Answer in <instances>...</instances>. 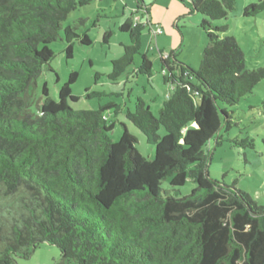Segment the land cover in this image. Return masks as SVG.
Instances as JSON below:
<instances>
[{
	"label": "trees",
	"instance_id": "obj_1",
	"mask_svg": "<svg viewBox=\"0 0 264 264\" xmlns=\"http://www.w3.org/2000/svg\"><path fill=\"white\" fill-rule=\"evenodd\" d=\"M235 1L190 0L189 13L223 20ZM89 3L0 0V193L18 196L22 210L0 214V264L29 258L40 243L59 249L54 264H264V205L235 182L213 180L207 166L210 141L220 146V131L231 128L227 106L252 92L264 79V67L245 68L235 39L218 35L227 26L202 20L208 43L199 68L176 54L161 55L171 93L157 116L139 97L133 112H126L153 146L154 157L147 159L126 125L119 141L110 138L114 122L104 112L115 104L71 109L76 72L56 100L43 86L37 115L29 109V87L54 55L48 43L58 39L73 10ZM139 9L147 12L142 4ZM263 10L259 0L242 14ZM143 27L130 20L119 27L131 43L112 60L108 78L121 76L139 52ZM63 32L68 58L74 39L89 45L86 35L67 26ZM137 70L152 76L145 54ZM233 142L253 146L246 138ZM186 179L194 187L179 195Z\"/></svg>",
	"mask_w": 264,
	"mask_h": 264
},
{
	"label": "rangeland",
	"instance_id": "obj_2",
	"mask_svg": "<svg viewBox=\"0 0 264 264\" xmlns=\"http://www.w3.org/2000/svg\"><path fill=\"white\" fill-rule=\"evenodd\" d=\"M258 1L236 0L226 19L216 21L197 12L189 13L190 0H90L88 5L76 8L66 17L58 39L48 43L54 55L29 87V109L37 115L43 86L47 87L48 95L56 100L69 74L76 72L70 93L77 100L68 101L71 109L93 110L115 104L118 108L113 106L104 112L114 122L110 138L114 142L119 141L124 124L137 139L136 149L147 159H152L153 146L147 144L146 136L125 115L128 110L133 112L139 97L148 104L151 114L157 116L166 96L171 93L170 85L163 81L160 56L173 53L182 63L199 68L203 49L208 43L200 25L202 20H208L212 26H227L218 35L220 38L229 35L235 39L243 53L245 68L264 67V10L253 17L242 14L245 7ZM141 4L147 9L146 13L142 9L137 10ZM127 20L133 25H144L140 49L124 73L112 80L108 78L113 68L112 60L120 59L123 46L131 43L129 34L119 29ZM146 20L151 26L145 24ZM66 26L78 36L86 35L90 40L89 45H83L77 38L71 41L70 58L65 49L63 28ZM156 28L160 29V33L153 34L151 30ZM107 32L109 35H106ZM143 54L151 63V77L137 70ZM227 109L231 116V128L220 131L223 139L220 146L214 148V142L210 141L208 173L213 180L223 179L229 184L235 182L254 201L264 205V79L255 85L250 94L240 98L233 106H227ZM245 138L252 141V147L237 146L233 142ZM162 186L168 188V182L164 181ZM193 187L194 184L186 179L178 189L179 195L188 194ZM18 198L1 197L0 193V214L11 217L21 212ZM59 257L60 251L56 246L40 243L29 258L16 257L15 260L16 264H54Z\"/></svg>",
	"mask_w": 264,
	"mask_h": 264
},
{
	"label": "built area",
	"instance_id": "obj_3",
	"mask_svg": "<svg viewBox=\"0 0 264 264\" xmlns=\"http://www.w3.org/2000/svg\"><path fill=\"white\" fill-rule=\"evenodd\" d=\"M149 31H150V30H149ZM151 31L153 32V34H154V33H160V29H159V28L152 29Z\"/></svg>",
	"mask_w": 264,
	"mask_h": 264
}]
</instances>
